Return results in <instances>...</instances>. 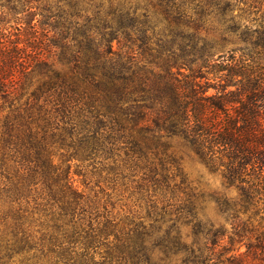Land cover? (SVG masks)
Masks as SVG:
<instances>
[{
    "label": "trees",
    "instance_id": "trees-1",
    "mask_svg": "<svg viewBox=\"0 0 264 264\" xmlns=\"http://www.w3.org/2000/svg\"><path fill=\"white\" fill-rule=\"evenodd\" d=\"M0 264H264V0H0Z\"/></svg>",
    "mask_w": 264,
    "mask_h": 264
},
{
    "label": "rangeland",
    "instance_id": "rangeland-1",
    "mask_svg": "<svg viewBox=\"0 0 264 264\" xmlns=\"http://www.w3.org/2000/svg\"><path fill=\"white\" fill-rule=\"evenodd\" d=\"M12 33H15L14 30H12ZM26 36L23 35L22 39H24ZM56 161L58 159L56 158ZM184 169L189 175H191L193 178H198L200 176L204 177V181H208V183L212 186V188L219 187L220 186V180L217 177L209 175L205 168L197 162L192 155L185 156L184 160ZM75 165V164H73ZM75 170V166L72 167V171ZM87 170V169H86ZM88 170H91V167L88 168ZM87 170V171H88ZM90 172V171H89ZM135 176L131 178L129 181L130 187L128 190L123 191L124 187L120 185L121 181H119L117 190H113V184L111 182L103 181V182H97V178L93 175L81 176V175H73L74 184L80 189V190H87L88 187H93L96 190H103L105 189L108 191L107 193H112L113 201H116L115 207L116 209H120V207H123L125 210L128 209H140V205H143L142 200V192L140 191V188L138 187L139 181H142V173L141 172H135ZM86 179L88 182L87 184L83 183V180ZM116 186V185H115ZM103 196V195H102ZM104 197V196H103ZM108 198L105 195V199ZM118 200V201H117ZM146 206H142V211L145 212ZM208 211L211 213V215L215 216V212L210 207Z\"/></svg>",
    "mask_w": 264,
    "mask_h": 264
}]
</instances>
